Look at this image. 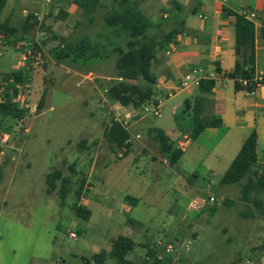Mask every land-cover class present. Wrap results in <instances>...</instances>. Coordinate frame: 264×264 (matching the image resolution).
<instances>
[{
	"label": "rangeland",
	"instance_id": "rangeland-1",
	"mask_svg": "<svg viewBox=\"0 0 264 264\" xmlns=\"http://www.w3.org/2000/svg\"><path fill=\"white\" fill-rule=\"evenodd\" d=\"M28 1L24 7L33 9ZM40 1L37 25L26 37L30 44L19 48L29 67L19 96L29 95V107L21 119L0 116V134L7 139V156L0 159V264H95L93 254L108 250L117 235L136 242L126 256L132 264H151L142 244L160 247V264L264 262V217L240 200L236 184H219L240 148L236 140L216 128L196 140L204 149L188 141L180 159L168 163L147 130L159 128L173 137L180 128L190 129L182 107L186 89L180 86L168 96L157 92L159 116L145 114L143 103L121 105L109 99L105 87L117 58L112 50L123 48L127 39L104 23L115 0H103L91 13L93 22L90 14L76 12L59 18L58 10L70 0ZM84 36L92 37L100 57L72 62L56 55ZM40 99L42 108L36 110ZM111 120L127 128L128 151L104 140ZM55 169L70 176L63 205L47 190L46 174ZM125 194L136 197V203H123ZM194 199L205 200L200 210L189 208ZM73 201L91 211L89 219L74 215ZM246 212L252 216L242 215ZM130 219L140 225H131ZM102 264L116 262L107 256Z\"/></svg>",
	"mask_w": 264,
	"mask_h": 264
},
{
	"label": "trees",
	"instance_id": "trees-1",
	"mask_svg": "<svg viewBox=\"0 0 264 264\" xmlns=\"http://www.w3.org/2000/svg\"><path fill=\"white\" fill-rule=\"evenodd\" d=\"M7 0H0V14ZM76 6L81 8L86 15L91 14L96 8L99 0H70ZM234 22V66L231 70L221 74L219 68H215L216 74L233 80V88L235 91H249L253 88L252 78L254 76V36L255 29L252 21L244 18L238 13H233ZM57 15L61 19H65L67 13L59 9ZM91 21V18H90ZM104 23L109 28H118L127 35L123 48H116L112 51L117 52V58L114 62V74L105 87L106 94L109 99L118 101L121 105L145 103L154 95L156 75L152 72V64L156 59V53L167 46L173 37L180 34L184 30L182 20L178 21L174 26L168 29H162V24H154L140 9V0H117V6L111 9L104 17ZM37 25L36 19L29 14L21 28H15L8 21L0 20V31L13 34L14 38L5 39L8 45H14L20 40L27 46L30 44L26 39L28 33ZM264 35V32H263ZM58 57H68L72 62H76L78 58L83 57H100L101 52L93 41L84 36L72 45H65L64 49L56 52ZM25 73L23 71H13L4 77L3 86L5 88L2 99L0 100V116H12L17 119L23 118L25 111L18 108L14 97L17 88L14 82H21ZM3 77V79H5ZM249 80L247 85H242L241 80ZM215 79L201 78L197 85V94L192 99V121L193 127L190 131V140H195L197 136L206 127H218L221 122L218 119H202L201 112L205 103L209 101V95L212 93ZM189 107L188 101H184V109ZM42 108V99L36 105V110ZM147 134L158 144L159 150L164 155L168 163L175 164L183 153L182 147H174L165 135L163 130L159 128H149ZM104 140L110 144L122 148L124 152L130 148L129 132L122 124L111 120L103 131ZM81 144L83 141H80ZM264 157V154H263ZM73 170V163L69 166ZM194 176V175H193ZM70 176H63L57 169L46 174V184L48 191L55 192L59 198V204L65 203L66 196L70 190ZM81 180L75 193L77 198L82 192ZM219 184H236L239 189V198L241 201L252 204L258 214L264 217V166L258 164L257 154V134L252 129L242 142L240 148L234 158L229 163L226 170L219 179ZM131 204L135 199L128 197ZM73 213L84 220L89 219L91 211L85 206L73 201L70 203ZM242 215H251L249 212ZM128 223H135L129 220ZM132 238L126 235H117L112 241L108 250H99L93 254L95 264H102L107 256L114 259L116 264H132L127 260L126 256L135 246ZM146 247L145 259L151 264H160L161 259L158 258L159 249L156 244ZM229 264H236L235 261Z\"/></svg>",
	"mask_w": 264,
	"mask_h": 264
},
{
	"label": "crops",
	"instance_id": "crops-1",
	"mask_svg": "<svg viewBox=\"0 0 264 264\" xmlns=\"http://www.w3.org/2000/svg\"><path fill=\"white\" fill-rule=\"evenodd\" d=\"M30 1L33 3V9L24 7L28 4V0H7L0 14V20L8 21L15 28H21L26 17L41 6L40 0ZM102 1L99 0L97 6L102 4ZM115 3V6L108 7L109 11L117 6V0ZM242 8L255 13V18L252 21L255 29L253 68L254 76H261L262 79L254 94H249L244 90L235 91L233 80L221 75L234 66L235 17L233 13H238ZM140 9L155 25L161 23L162 29H168L180 20L184 23V30L156 53V59L152 64L153 73L156 75L153 97L157 98V92H162L167 96L173 94L180 88V82L187 73L194 78L210 77L215 79L212 93L209 95V101L205 103L201 117L202 119H218L221 122L220 126L206 127L195 140H190L189 134L193 127L191 105L193 97L197 94V86L190 83L183 87L186 89L185 101H188L189 107L184 109V102L182 107L183 111L190 116L192 126L186 131L180 128V131L173 137L163 131L169 141L174 147H182L183 153L184 146L188 141L196 144L198 148L204 149L203 146L196 143L198 137L205 132L212 133L214 129L220 128L226 137L234 138L240 147L250 131L255 129L258 164L260 167L264 166V158H262L264 154V0H140ZM24 10L27 11V14L23 12ZM62 10L67 13L66 18L72 12L79 13L83 17L87 16L71 1L62 6ZM88 21L93 22L91 14ZM6 38L13 39L14 35L0 31V49H2L0 84H2L1 79L10 72L21 70L26 73L29 70V67L24 65L26 61L19 49L23 41L18 40L14 45H8L5 43ZM89 38L92 40V37ZM216 67L221 70V74H216ZM24 76L21 82H16V95L25 88L26 79ZM214 148L215 146L208 152H212ZM2 156L6 157L7 155L2 153L0 159ZM11 159H14V156ZM3 161L1 160V162ZM209 170L211 171V169ZM2 189L4 196L1 198V202L5 204L6 188ZM128 197H133L134 204L136 203L137 198L129 194L123 195L121 201L131 204ZM133 221L135 223L131 225H140L135 220ZM246 264L252 263L247 260ZM257 264H264V262Z\"/></svg>",
	"mask_w": 264,
	"mask_h": 264
},
{
	"label": "built area",
	"instance_id": "built-area-1",
	"mask_svg": "<svg viewBox=\"0 0 264 264\" xmlns=\"http://www.w3.org/2000/svg\"><path fill=\"white\" fill-rule=\"evenodd\" d=\"M25 14H27V11H23ZM238 14L243 16L244 18L250 20V21H253V19L255 18V13L248 10V9H245V8H242L238 11ZM32 15L35 19H37L39 17V13L37 11H34L32 12ZM2 54V49H0V56ZM24 54H25V57L27 58V56L30 54V50L29 49H26L24 51ZM210 78V77H208ZM201 78H194L192 77L190 74H185L180 82V86L181 87H186L187 85H189L190 83L194 84V85H198L199 83V80ZM261 79L262 77L261 76H253L252 78V82H253V88L249 91H246L247 93L249 94H254L256 88L260 85V82H261ZM250 82L249 80L245 79V80H241V83L242 85H247V83ZM28 86V85H27ZM25 88H26V85H25ZM24 88V90H25ZM29 91V90H27ZM2 92L1 88H0V93ZM23 98V99H22ZM2 99V96H0V100ZM22 99V100H21ZM29 95L27 94H24L23 97L19 96V94L15 95L14 97V101L16 102L17 104V107L20 108V109H27L29 107ZM160 105H161V102L158 98H155V97H152L150 100L146 101L145 103H143L142 105V110L145 114H150L152 116H159L161 114L160 112ZM138 136V135H137ZM6 142H7V139L4 135H1L0 134V154L3 153V147L6 145ZM210 200H212L213 198L212 197H209ZM205 204V200L202 199V200H198V199H194L190 202V205H189V208L191 210H200ZM70 237H77L75 233L71 232L69 234ZM169 249H171V246L170 245H167L166 247V251H169ZM158 258H160V255H158Z\"/></svg>",
	"mask_w": 264,
	"mask_h": 264
}]
</instances>
